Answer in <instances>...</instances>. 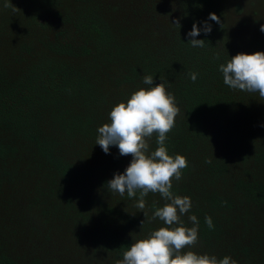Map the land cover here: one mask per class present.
I'll list each match as a JSON object with an SVG mask.
<instances>
[{
  "label": "trees",
  "instance_id": "16d2710c",
  "mask_svg": "<svg viewBox=\"0 0 264 264\" xmlns=\"http://www.w3.org/2000/svg\"><path fill=\"white\" fill-rule=\"evenodd\" d=\"M11 3L17 10L0 0V264H116L165 226L151 220L166 203L159 193L141 210L139 191L106 184L132 157L96 144L147 75L169 82L180 108L165 143L188 162L172 188L191 198L181 219L199 221L184 251L264 264V98L231 89L219 71L238 53L264 52V0ZM206 20L212 31L196 37L205 46L192 47L187 33Z\"/></svg>",
  "mask_w": 264,
  "mask_h": 264
},
{
  "label": "clouds",
  "instance_id": "9594fccd",
  "mask_svg": "<svg viewBox=\"0 0 264 264\" xmlns=\"http://www.w3.org/2000/svg\"><path fill=\"white\" fill-rule=\"evenodd\" d=\"M3 6L17 10L11 0H4ZM208 20L220 23L215 13H210ZM172 24L180 28L179 20ZM201 31L205 35L212 31L207 20L203 22L202 28L193 23L191 31L187 33L190 37L188 43L192 47L205 46V40L196 39ZM260 31L264 32V25H261ZM219 71L223 75L224 84L231 89L258 93L264 98V52L238 53L221 64ZM189 75L195 82L198 74L192 72ZM143 84L148 87L140 88L131 94L126 103L120 102L112 108L109 113L110 123L97 129L96 144L106 154H109L110 147L116 146L120 156L132 157L124 172L114 174L106 184L111 191L121 196L127 193L130 198L136 197L139 191L136 207L141 210L145 208V197L150 192L159 193L166 203L153 212L151 220L159 218L165 226L132 243L116 264H238L230 256L221 259L192 250L184 251L197 244L199 221L195 215H191L189 220L193 226L187 227L181 219L192 207L191 198L174 194L172 188L173 180H181L182 170L188 167V162L183 155H169L165 143L167 134L175 126L180 108L175 95L167 91L169 82L161 81L154 85L153 77L147 75L143 78ZM153 134L157 135L158 147L150 151L149 140ZM205 223L209 229L214 228L211 217L206 216Z\"/></svg>",
  "mask_w": 264,
  "mask_h": 264
}]
</instances>
